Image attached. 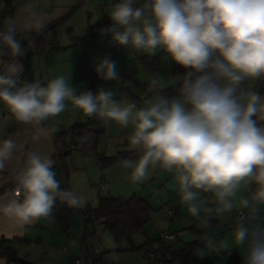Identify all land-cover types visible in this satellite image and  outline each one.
I'll use <instances>...</instances> for the list:
<instances>
[{
  "label": "clouds",
  "instance_id": "clouds-1",
  "mask_svg": "<svg viewBox=\"0 0 264 264\" xmlns=\"http://www.w3.org/2000/svg\"><path fill=\"white\" fill-rule=\"evenodd\" d=\"M106 15L112 23L99 29L101 36L136 52H163V59L187 69L177 77V95L162 94L165 84L158 76L141 107L117 101L111 89L77 94L65 76L46 85L22 82L17 57L26 48L18 37L31 36V47L36 36L50 34L28 4L21 22L12 18L0 27V105L10 116L0 123V135L15 122L33 127V141L48 139L69 103L107 128L131 127L128 143L140 155L122 166L133 169L136 184L148 178L150 167L174 173L181 204L202 228L198 255L235 250L241 264H264V94L254 89L264 81V0H114ZM94 70L102 80L120 79L116 61L108 57ZM12 136L0 139V172L18 149ZM87 141L80 138L81 144ZM54 164L49 155L27 152L15 189L0 194V218L23 228L53 219L57 200L83 207L86 196L62 188ZM233 213L226 236L207 231L213 219Z\"/></svg>",
  "mask_w": 264,
  "mask_h": 264
},
{
  "label": "rangeland",
  "instance_id": "rangeland-1",
  "mask_svg": "<svg viewBox=\"0 0 264 264\" xmlns=\"http://www.w3.org/2000/svg\"><path fill=\"white\" fill-rule=\"evenodd\" d=\"M112 2H114V0H82L78 4L74 10L75 13L72 16V19L66 26L68 27L73 24L72 28H74V34L76 36H74L72 41L67 43L69 45L72 43L73 46L69 48L66 47L68 45H63L62 43V46L66 47L67 50L65 54L66 56L64 57L66 59L60 58V55L63 56V51H51L49 56L50 76L52 79L59 76H65L66 78H69L71 86L79 92H85L91 88V83L87 80L80 79L77 76L78 72L75 63L77 62L76 56L87 54L90 67L95 74L96 72L94 69L96 64L101 59L108 57L111 60L116 61L120 79L118 81H107L98 77L94 83V89L96 91L100 88L111 89L115 93L114 98L117 101H131V98L118 96L119 90L124 88L139 99L137 106L141 107L144 106V100L151 96V91L153 90L144 91L141 88L140 83L148 82L153 77L158 76V78L165 84V88H167L177 83L178 80L172 74V61L163 59L165 54L161 56L159 70L154 75H151L150 71L139 59L140 57L149 54L136 52L122 46L120 47V50H118L116 44L111 42V36H101L99 30L94 34L88 33L90 26H95L103 17H108L106 15L107 5ZM111 23L112 21L107 26ZM42 56L44 57V55ZM75 57L76 59H74ZM64 60L66 61L64 62ZM72 67L74 72L71 74ZM36 75V79L42 76L44 82L47 83L48 79L46 78L47 75L43 66L40 71L36 72ZM256 84L257 82L254 85V89ZM72 112H74V117L70 116V113ZM56 119L60 122L56 123L58 128H67L74 122L85 121L86 118L79 109L69 103L66 111ZM131 130V127L123 128L115 123H113L110 128L105 127L104 132L100 133L98 136L97 147L99 152L109 156L123 150H132L128 143V136L131 133ZM78 157L80 160L79 168L81 169L71 173V176H69V187L71 186L72 189L76 190L74 183L78 184L80 190L77 192L85 195L87 198V203L83 207L87 204L95 206L97 204L98 195H110L115 197L120 195V197L123 198H129L132 195H136L144 198L150 205L151 221L145 225L143 232L133 235V241L135 244H140L147 236L157 238L161 237L162 234L175 235L172 240H165L175 243L176 248L183 247V244L186 242L200 239L202 234L201 225L198 221L193 219L190 214H188L186 209L183 211L174 173H169L158 166L154 168L150 167L148 178L142 184H136L133 183L131 179L133 169L124 168L121 162L103 167L97 158L86 157L80 153H78ZM128 160L135 162L138 159ZM104 172L110 173L113 176L111 178H113L114 181H111V185L113 187L114 184V191H99L97 182H99L102 174L104 176ZM105 184L107 185V181ZM166 204L175 206L178 209V213L174 216H169L164 209V205ZM231 217L232 215H225L219 219H213L211 221L212 227L207 231L210 234L216 235L217 238H223L231 231V228L235 223V218ZM223 220H225V222ZM191 226H194V229H191ZM95 229L96 234L92 239L88 238V244L92 241L96 245L95 249L99 252V255L103 252L105 256L108 255L109 257H112L113 261L121 260L122 264H146L144 251L135 250L131 252L129 250H124L129 243L127 241L116 242L111 234L104 229L103 224L101 223H96ZM90 230H92V227H90ZM202 246L203 245L201 244L193 250L191 264H241V257L235 250H233L230 255L223 252L220 254L210 252L206 255H198L199 249ZM112 260L106 262V264H115ZM97 261L98 258L95 264ZM153 264L175 263L155 260Z\"/></svg>",
  "mask_w": 264,
  "mask_h": 264
},
{
  "label": "crops",
  "instance_id": "crops-1",
  "mask_svg": "<svg viewBox=\"0 0 264 264\" xmlns=\"http://www.w3.org/2000/svg\"><path fill=\"white\" fill-rule=\"evenodd\" d=\"M81 1L82 0H0V27L3 26L6 20L12 18H15L18 23L21 22L26 15V5L28 4H31L48 23L50 34L37 36L35 44L31 47H26L25 55L23 57H17L24 68L21 77L22 82L38 81L42 85H46L47 83L44 82L42 76L36 79V72L40 71L42 66L45 68L48 81L52 79L50 76L49 56L52 50H61L64 53L63 56L60 55V58L63 59L67 52L66 47L70 48L73 46L72 43L70 45L67 44L72 41L69 31L73 36H76L74 34V28H72L73 24L68 27L66 26L72 19V16L75 13L74 10ZM62 43L63 45L68 46L64 47L62 46ZM42 55H44V57ZM76 57L74 59H76ZM7 58V56L4 57L5 60ZM65 61L66 60H64V62ZM75 63L78 72L77 62ZM73 72L72 67L71 74ZM77 76L82 79L79 76V73H77ZM79 93L82 92L77 90V94ZM73 114L74 112L70 113V116L74 117ZM9 120L10 116L6 108L3 105H0V123ZM55 123L60 122L55 118ZM10 134H13L12 138L17 141L18 149L14 153L13 158L7 162L6 169L3 172H0V194L5 195H10L13 188L15 189V174L20 168H22L27 152L38 151L41 154L51 156L52 159L55 152L52 136L38 142L32 140L34 129L31 125H20L15 122H10L4 128L3 135H0V139L7 138ZM79 163L80 160L78 153L73 152L68 156L67 165L70 173L69 176H71L72 172L81 169L79 168ZM111 177L113 176L110 173L105 172L104 176L102 174L100 177V180L97 183L99 184L101 182L103 184L102 191L107 190L110 192L115 190L114 184L113 187L111 185V181H114ZM106 181L107 185L105 184ZM68 182V189H72L71 186L69 187L70 177ZM74 187L76 191L79 192L80 188H78L77 183H74ZM182 209L183 211L185 209L183 205ZM231 218H233V216ZM223 221L225 222V220ZM86 233L87 235L85 236L83 219L79 212L74 214L68 233L62 232L57 224L51 219L42 218L32 225L20 228L7 223L3 218H0V238L6 237L9 239H17L14 246L18 255L26 258L34 264H73V258L79 251H82L85 257L90 256L93 249L96 248V245L92 241L88 244V238L92 239L96 234V229L92 228V230H90V227H87ZM167 243L171 242L167 241ZM60 246H65L66 250L61 251L59 249ZM98 258L100 259V264H106V262L112 260V257H109L108 255L105 256L103 252H101ZM4 263L5 259L0 257V264ZM113 263L122 264L121 260L113 261Z\"/></svg>",
  "mask_w": 264,
  "mask_h": 264
},
{
  "label": "trees",
  "instance_id": "trees-1",
  "mask_svg": "<svg viewBox=\"0 0 264 264\" xmlns=\"http://www.w3.org/2000/svg\"><path fill=\"white\" fill-rule=\"evenodd\" d=\"M110 22L111 20L108 17H103L95 26L89 27L88 33L94 34L97 30L107 27ZM69 34H71V38L73 39L74 36L70 31ZM21 37L26 40L25 36L21 35ZM27 38L32 39L31 36ZM36 40L37 36L35 37V41ZM163 54V52H160L156 55H145L139 59L150 71L151 75H154L160 68L161 56ZM77 66L79 76L91 83V88L88 91H92L95 94L97 91L94 89V83L98 76L92 71L87 54L77 56ZM171 67L172 74L176 78L182 76L187 71V69H184L174 62H172ZM150 81L140 83L144 91L153 90L150 88ZM178 87L179 81L172 86L164 88L162 94L169 97L175 96L177 95ZM255 90L264 94V81H257ZM118 96L131 98V101L136 104L139 102L137 97L124 88L119 90ZM98 127L100 130L95 131ZM58 129L56 134L52 136L55 147V152L53 154L55 164L53 170L56 172V179L60 181L62 188L68 189L69 169L67 158L73 152L80 153L86 157L97 158L103 167L113 165L125 159H139L140 154L134 149L123 150L109 156L98 151V136L104 131V124L100 119L96 122L85 119L83 122H74L67 128ZM85 136L88 137V141L81 144L80 138ZM76 212H79L83 219L85 236L87 235V227L95 228L96 223H101L104 229L111 234L116 242L127 241L129 243L124 250H129L131 252L141 250L142 252L144 251V253L148 251L156 256L158 255L156 260H163L165 262L170 261L175 264H191L193 250L201 245L200 239H195L184 243L183 247L176 249L174 247L175 243H167V241L161 237L151 238L149 236L140 244H135L133 235L143 232L145 225L151 221L150 205L144 198L136 195H132L129 198L98 195L97 204L95 206L87 204L83 208H69L67 205L57 200L52 210L53 219L51 220L57 224L62 232L68 233L73 216ZM191 229H194V226H191ZM15 241H17V239L0 238V257L5 259L4 264H34L18 255L14 246ZM167 256H169V258H167ZM90 257L91 255L88 257L84 256L85 264H87ZM99 261L100 259L98 258L96 264H100Z\"/></svg>",
  "mask_w": 264,
  "mask_h": 264
},
{
  "label": "built area",
  "instance_id": "built-area-1",
  "mask_svg": "<svg viewBox=\"0 0 264 264\" xmlns=\"http://www.w3.org/2000/svg\"><path fill=\"white\" fill-rule=\"evenodd\" d=\"M18 38L22 40V43L24 44L25 48L28 46L27 45V40H31V38H26V40H24L21 36L18 37ZM116 47H117L118 50H120V47L121 46L118 45V44H116ZM85 118L87 120H89V121H92V122H96L98 120V118H96V117L89 118V117H86L85 116ZM97 186H98V189L100 191H102L103 184L100 182ZM13 190H14V188H13ZM164 209H165L166 213L169 216H174V215H176L178 213V209L175 206H172L170 204L164 205ZM232 216H233V218H235V213H233ZM173 237H174L173 234H162L161 235V238H163V239H172ZM59 249L61 251H65L66 250V247L65 246H60ZM157 256L155 254H153V253L148 252V251L145 252L146 264H153L154 261L157 259ZM98 257H99V252L96 249H93L92 254H91V257L88 259L87 264H95V262H96V260H97ZM167 258H169V256ZM73 264H85V262H84V255H83V252L82 251H79L76 254V256H75V258L73 260Z\"/></svg>",
  "mask_w": 264,
  "mask_h": 264
},
{
  "label": "water",
  "instance_id": "water-1",
  "mask_svg": "<svg viewBox=\"0 0 264 264\" xmlns=\"http://www.w3.org/2000/svg\"><path fill=\"white\" fill-rule=\"evenodd\" d=\"M98 130H100L99 127L95 129V131H98Z\"/></svg>",
  "mask_w": 264,
  "mask_h": 264
}]
</instances>
